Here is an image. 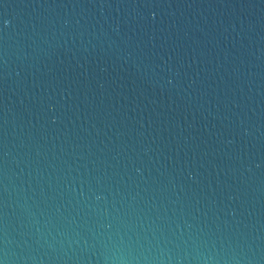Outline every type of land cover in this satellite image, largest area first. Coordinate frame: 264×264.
I'll return each mask as SVG.
<instances>
[{
	"label": "water",
	"instance_id": "1",
	"mask_svg": "<svg viewBox=\"0 0 264 264\" xmlns=\"http://www.w3.org/2000/svg\"><path fill=\"white\" fill-rule=\"evenodd\" d=\"M0 264H264V0H0Z\"/></svg>",
	"mask_w": 264,
	"mask_h": 264
}]
</instances>
